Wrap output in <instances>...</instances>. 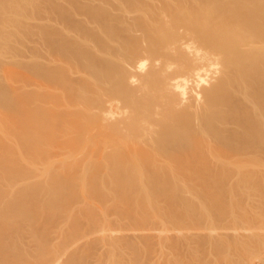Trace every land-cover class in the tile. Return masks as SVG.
Wrapping results in <instances>:
<instances>
[{"label":"bare ground","instance_id":"6f19581e","mask_svg":"<svg viewBox=\"0 0 264 264\" xmlns=\"http://www.w3.org/2000/svg\"><path fill=\"white\" fill-rule=\"evenodd\" d=\"M39 1L0 0V264H264V0Z\"/></svg>","mask_w":264,"mask_h":264},{"label":"rangeland","instance_id":"374dc122","mask_svg":"<svg viewBox=\"0 0 264 264\" xmlns=\"http://www.w3.org/2000/svg\"><path fill=\"white\" fill-rule=\"evenodd\" d=\"M40 1H41V0H40ZM40 1H39V3H40ZM56 1H57V2H58V1H59V2H62L64 6L71 7V6H70V1H69V0H68L69 2H68V1L66 2V0H56ZM73 1H74V0H73ZM73 1H71V2H73ZM36 2H37V1H36ZM74 2H76V1H74ZM157 2H158L157 5L160 4V6H161V5L163 4V2H162V4H161L160 1H157ZM143 3H144V2H143ZM143 3H142V5H144ZM74 6H75V5H74ZM158 6H159V5H158ZM71 8H73V7H71ZM28 10L31 11L30 9H28ZM28 10H26L27 12L25 11V15L22 17L23 20L25 19V20H24V23H26L27 20H28V21H27L28 24L30 23V21L33 22V21L35 20V22H36V21H37V17H35V16L39 15L40 13H37V15H36V13H34V12H35V11L38 12L39 10H35V9H34V10H32L33 12L31 11L32 13H34L33 15H35V16H34V19H32V20H31V18H30V16H29L31 12H28ZM42 12H43V11H42ZM26 13H27V14H26ZM47 13H50V12H47ZM12 14H13V13H12ZM12 14H11V15H12ZM44 14L47 15V16L49 15V14H46L45 12H44ZM11 15L9 14V17H10V18H11ZM40 15H41V14H40ZM50 15H51V14H50ZM147 15H149V13H147ZM14 16H15V14L12 15V19H16V17H17L18 15L15 16V17H14ZM31 16H32V15H31ZM42 16H43V15H42ZM42 16H41V17H42ZM76 16H77V15L75 14V17H76ZM44 17H45V16H44ZM48 17H50V16H48ZM75 17H74V18H75ZM29 18H30V19H29ZM74 18H73L72 21H74ZM27 23H26V24H27ZM49 23H51V25H52V23H53V26H57V27L60 26V25H62V24L57 23V22H55V21H54V22H53V21H49ZM71 23H72V22H71ZM74 23H76V21H75ZM22 24H23V22H22ZM28 24H27V26H28ZM69 24H70V23H69ZM72 24H73V23H72ZM72 24H71V26L73 27V25H75V24H73V25H72ZM76 24H77V23H76ZM14 59L16 60L15 57H14V58H11V59H10V58H7L8 61H6V62H9V61H10V64H11V63H14V61H15ZM52 59H53V58H52ZM13 60H14V61H13ZM12 61H13V62H12ZM47 61H48V60H47ZM50 63H51V62H50ZM5 64H8V63H5ZM5 64H4V65H5ZM1 70H2V71H1ZM1 70H0V73H1V74H2V73L4 74V75H3V76H4V79H3V78H0V80L2 79V81L6 82V83H7V82L10 83V80L8 79V77L5 78V77H6V76H5V75H6V71L3 70V69H1ZM4 71H5V72H4ZM1 74H0V75H1ZM24 79H25V78H24ZM27 79H28V78H27ZM25 80H26V79H25ZM23 83H26V81L24 82V80H23ZM3 126H4V125H3ZM0 130H1V129H0ZM0 135H1L0 138H2V139H4V140L8 141V142H7V145H10V144L13 145V146L15 145V139H14L15 135H14V134H10V136H9V135H7V134H5L4 132L1 131V132H0ZM6 141L4 142L5 145H6ZM8 143H9V144H8ZM11 145H10V146H11ZM0 146H1V145H0ZM13 146H12V147H13ZM55 149H56V151L59 150V149H57V147L53 148V150H55ZM58 152L61 153V150H59ZM63 157H64V156H63ZM54 158H56V157H54ZM59 158H62V157H59ZM26 161H28V158L26 159ZM38 163H39V162H38ZM38 163L34 164V168H32L34 171H33L31 168L29 169V171H28V170H27V171L30 172V170H31L32 172H30V173H33L32 175L35 174V176L38 175L39 173H42V165H43L44 162H43V163H42V162L40 163V164H42V165H38ZM39 167H40V168H39ZM36 172H37L38 174H36ZM30 173H29V174H30ZM29 174H28V175H29ZM0 175H1V174H0ZM32 175L30 174L29 176H32ZM26 181H27V180H22V181L19 180V181H17L16 184H14V183H13V184H12V183H9V182H10V181H9L8 183L6 182V186H8V188H12V187H16V186L22 185V184H24ZM13 182H16V180L13 181Z\"/></svg>","mask_w":264,"mask_h":264}]
</instances>
